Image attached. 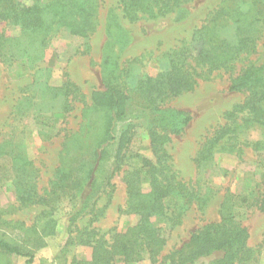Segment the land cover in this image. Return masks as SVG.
I'll use <instances>...</instances> for the list:
<instances>
[{
  "label": "trees",
  "instance_id": "1",
  "mask_svg": "<svg viewBox=\"0 0 264 264\" xmlns=\"http://www.w3.org/2000/svg\"><path fill=\"white\" fill-rule=\"evenodd\" d=\"M191 1L117 0L116 9L128 20H153L178 12L187 13L185 6ZM229 1L194 33L196 48L181 45L169 49L166 68L154 77L145 76L132 87L126 84L127 70L122 68L116 50L113 51L114 56H105L100 77L103 89L91 93L90 105L84 111L85 123L78 131L64 136L58 166L46 192L40 194L37 190L34 169L23 149L16 147L10 139L0 144V185L8 182L12 187L14 210L41 207L39 219L42 222L40 227L35 225L22 229L17 226L20 236L8 239L3 235L0 238V259L15 256L24 258L25 264H34L35 252L45 247V238L54 234V204L68 202L73 206L68 225L69 233H74L70 244L90 248L91 255L89 260L72 257L63 264L256 262L255 251L248 247V231L238 216L253 207L264 214V191L253 197L226 190L217 210L218 220L196 229L187 242L165 255L163 251L167 239L163 230L151 221L157 218L170 227L178 226L186 210L195 207L203 211L217 194L209 187L195 188L182 181L173 170L167 145L172 137L184 132L191 117L184 111L171 108L169 103L195 91L199 81H208L214 72L232 75L236 62L254 53L257 35L261 28L264 29V0ZM98 6L97 0H51L46 4L33 0L29 6L15 0H0V22L18 29L19 37L14 41L22 42L24 46L28 42L34 52L30 55L27 51L17 54L26 55V59L32 62L40 57L44 46L60 30L70 36L90 38L99 22ZM111 17L105 27L109 34L116 20ZM226 26H233L235 42L223 39L221 29ZM123 38L119 36L121 50L125 47ZM6 44H10L9 40L0 35L1 57L6 56ZM16 45V50L21 49ZM12 47L8 54L10 58H15L17 55L11 54ZM107 47L110 48L109 45ZM228 90L245 94V99L225 114L228 121L223 126L215 127L211 134L203 138L193 159L197 168L211 162L219 152L240 156L242 149L237 131L241 126L237 117H241L242 126L261 127L264 143V62L260 65L251 61L244 64L241 72L229 79ZM75 91V86L65 81L59 87L45 86L41 93L45 95L48 92L51 98L61 97L63 112H66L71 101L69 97ZM20 100L18 104L23 106L24 111L20 112L19 106H16V111L18 109L20 113L15 112V115L22 118L32 103L27 95ZM132 105L143 115L141 123L126 122ZM95 112L102 116L100 128L88 119V115ZM56 116L38 114L35 120H45L48 126L54 127ZM142 127L151 158L132 150L136 129ZM44 130L42 127L40 136L48 138L50 131ZM92 135L93 139L90 138ZM132 161L139 165H131ZM109 163L110 170L103 171L102 165ZM119 173L122 174L126 192L125 205L119 213L134 215L137 221L123 232L112 230L101 233L92 227L100 216L96 204L100 195L111 194V181ZM144 185L147 191H144ZM85 215L89 216L90 223L84 228L77 227L76 222ZM8 222L0 218L2 226L7 227Z\"/></svg>",
  "mask_w": 264,
  "mask_h": 264
},
{
  "label": "rangeland",
  "instance_id": "2",
  "mask_svg": "<svg viewBox=\"0 0 264 264\" xmlns=\"http://www.w3.org/2000/svg\"><path fill=\"white\" fill-rule=\"evenodd\" d=\"M15 1L25 6L33 4V0ZM39 1L46 4L51 0ZM97 1L99 22L95 33L90 38L70 36L66 31L60 30L44 46L40 57L32 62L26 59V55L17 54V52L27 51L30 55L29 53L34 52L28 42L24 46L22 42L14 41L19 37L18 29L8 23L0 22V35L8 39L10 43L4 48L6 56H0V144L10 139L16 147L23 149L34 169L37 190L40 194L48 190V183L58 166L64 136L78 131L81 124L85 123L83 122L84 111L87 105H90L91 93L103 89L100 77L105 56H114L113 51L116 50L122 68L126 67L127 70L126 84L132 87L145 76L154 77L166 68L169 59L166 53L169 49L181 45L196 48L194 33L215 11L230 2L229 0H192L185 6L187 13L178 12L153 20L146 18L128 20L123 18L119 9H116L117 0ZM111 16L116 20L109 34L105 27L110 22ZM221 32L226 41H236L233 26H226L221 29ZM119 36L124 37L123 50L118 44ZM257 37L254 53L247 59L236 62L232 75L214 72L208 81H199L195 91L169 103L171 108L184 111L191 117L184 132L180 136L172 137L167 145L173 170L182 181L190 183L195 188L209 187L217 194L203 211L190 207L185 213L183 212L178 226L170 227L168 223L152 218L151 221L163 230L167 239L163 255L187 242L196 229L218 220L217 210L221 196L226 190L237 195L253 197H257L264 191L262 129L256 125L242 126L241 117H237V123L241 126L237 131L238 142L242 149L239 157L219 152L203 167L197 168L193 162L203 138L211 134L215 127L223 126L228 121L225 114L242 104L245 99L243 93L229 92V79L237 76L247 62L251 61L255 65L264 62L263 28ZM16 44L21 49L16 50ZM11 45L13 47L10 53L16 54L15 58H10L8 54ZM108 45L110 48L107 47ZM65 81L71 82L76 91L69 97L70 104L66 112H63L64 102L61 97L51 98L48 92L45 95L41 92L45 86L59 87ZM23 95H27L32 105L29 110L26 109L27 113H24L25 115L21 118L19 115L16 116L15 112L24 111L23 106L18 104ZM16 106H19L20 112L18 109L16 111ZM38 114L47 116L57 114L55 126H48L45 120L36 121ZM142 116L140 111L132 105L126 122L141 123ZM88 119L92 125L100 128L102 124L100 113H90ZM122 125L123 123L119 124L120 127ZM42 127L44 131H50L48 138L40 136ZM136 132L132 150L145 158H151L143 127L137 128ZM90 138L93 139L94 135ZM131 163V165H139L136 161ZM110 164L102 165V170L109 171ZM111 184V194L100 195L96 204L100 216L92 227L101 233L112 230L123 232L137 221L134 215L119 213V209L124 207L126 201L122 174H116ZM143 189L148 190L146 185ZM13 201L12 187L8 182L2 183L0 185V218L10 223L8 222L7 227L0 224V238L3 235L8 239L12 236H20L17 226L25 229V227L42 225L41 218L39 219L41 207L17 211L12 207ZM72 207L68 202L54 204L53 217L56 228L53 235L45 238V247L35 252L34 264H63L66 259L72 257L82 260L90 259V248L70 244L74 236V233L70 234L68 229ZM238 217L248 231V247L255 251L254 264H264V214L253 207L241 212ZM89 223L87 215L76 222L77 227L80 228L86 227ZM5 263L25 264V259L15 256L1 258L0 264ZM138 264H148V262Z\"/></svg>",
  "mask_w": 264,
  "mask_h": 264
}]
</instances>
